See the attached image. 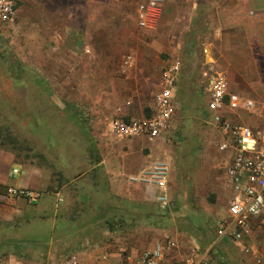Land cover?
<instances>
[{"label":"rangeland","instance_id":"rangeland-1","mask_svg":"<svg viewBox=\"0 0 264 264\" xmlns=\"http://www.w3.org/2000/svg\"><path fill=\"white\" fill-rule=\"evenodd\" d=\"M141 1L144 0H102L104 18L93 22L84 18L82 5L72 20L60 21L56 17L43 21L36 15L40 7L34 0H18L16 21L13 24L0 22V146L11 151L18 161L40 166L50 173L52 186L59 193L54 194L55 206L62 209L58 216L69 221L68 227L71 222L76 225L68 229L69 233L64 231L60 240H44L47 239L44 237L41 240H0V259L15 257L27 263H51L73 254L80 262L82 256L101 260V256L110 258V255L120 262L119 254L123 251H141L148 247L146 243L152 242L128 240L131 232L139 230L138 235L143 234L144 238L151 233L165 236L172 234V228L187 223L203 224L206 237L216 236L218 223L227 214L231 191L224 177L226 153L217 145L219 135L201 117V114H209L204 89L211 74L223 73L232 90L254 98L257 104L253 111L234 115L233 122L259 124L264 119V85L249 84L247 75L256 71L264 74V68H251L260 64L264 53H254L252 61V54H244L241 46L233 49L228 46L225 42L227 25L223 24L225 29L215 34L218 22L205 15V8L200 16L181 20L179 0L167 1L157 30H144L136 19V8ZM25 14H31L33 20L25 23ZM185 24L187 31L183 28ZM53 28H58L63 35L59 41L50 33ZM42 30L45 37L37 33ZM210 40L214 44L207 56L204 45ZM50 43L75 47L79 55L62 53V65L46 63L42 68L39 61L49 60L52 55L44 47ZM89 46L108 48L107 66L94 84L87 78L83 84H74L75 73L68 64L72 60L77 64L82 56H88L86 48ZM129 56L131 63L126 64ZM177 59L182 68L181 95L163 142L164 151L173 158L171 207L161 210L155 200L134 204L115 197L100 198L95 195L98 186L94 185L96 178L91 176V162L98 153L104 157L105 149L110 150L111 155L118 151L107 149L104 144L124 140L111 133V121L137 116L142 110L151 114L155 95L162 86L163 70ZM24 63L28 68H24ZM41 76L51 80L56 77L59 82L45 83ZM113 77L115 85L111 82ZM188 88L198 92H186ZM91 104L105 112L104 115L98 112L103 121L97 127L90 121ZM126 108H130L131 115L122 114ZM83 172H87V176L78 180ZM45 204L53 203L47 199ZM23 226L22 230L32 231V227L24 229ZM121 236L124 240H115ZM214 239L217 247L212 253L219 263L239 264L246 253L245 247L239 244L241 241ZM131 242L135 243L129 247ZM206 245L203 240L201 248L206 249Z\"/></svg>","mask_w":264,"mask_h":264},{"label":"crops","instance_id":"crops-1","mask_svg":"<svg viewBox=\"0 0 264 264\" xmlns=\"http://www.w3.org/2000/svg\"><path fill=\"white\" fill-rule=\"evenodd\" d=\"M179 1L181 5L178 8V14L180 15L181 20H191L194 16H200L199 13L205 8V15L209 16L211 20L215 19L214 22H218L219 26H216V29L214 30L215 34H220L222 29H225V27L222 26L223 24L227 25L226 29H228V32L225 33V42L228 46L232 47V49L241 46L244 54H252L250 58L252 61L255 59V55H253L254 53H264V0ZM34 4L39 5L40 11L37 12L36 15L43 21H48L53 18L56 19V17L57 20L60 21L61 19L72 20L75 18L77 12L79 11V6L81 5L84 18H87L88 21H100L104 18V16L101 15L104 7L102 0H34ZM23 18L25 23H29L28 20H33L34 17L31 16V14H25V17ZM103 21L106 20L104 19ZM187 27L188 25H183V28H185L186 31L189 29ZM58 28L60 29L59 26ZM58 28H53L50 31V33H53L52 35L54 37H52L56 41H59V39L63 36L59 32ZM37 33H40L42 37H45V30H42L41 32L38 31ZM212 42L211 40L209 42L206 41L205 45L208 46V50L206 52L207 56L208 54H211L214 44ZM44 47L49 49V52L52 55L49 57V60L47 58L39 61L40 65H42V68L47 66L46 63H50L51 65L54 63L56 65H62V57L60 55L62 53L73 52L77 56L79 55L77 48L72 46L70 47L69 45L58 43L52 45L50 43ZM107 49L108 48L105 46L94 49L89 46L86 48L88 56H82L81 60L77 62V64H74L75 60H72L70 63L68 62V68L71 67L75 73L72 78V82L74 84H83L84 79L87 78L90 84H94L96 82L95 78H98L100 71L105 70L107 66V58L109 57ZM260 59V64L251 68H264V58L260 57ZM23 65L25 69L29 66L27 63H24ZM36 65H38V61L36 62ZM56 67L57 66H54V68ZM181 72L176 91V102L178 104V98H180L179 95H181V89L179 86ZM247 78L249 84H256L258 86L264 85V74L261 75V73L259 74L258 71L248 74ZM41 79L45 83L56 82V84H58L59 82L56 80V77L51 80L41 76ZM111 82H114L115 85L114 77L112 78ZM160 83L162 84V76ZM188 89L190 90L186 92H198V90H194L193 88ZM200 89L203 90V88ZM204 90H207V87ZM89 102L92 103L91 101ZM95 107L96 105H90V109L92 110L90 115L93 114L90 121L94 122L95 126L97 127L98 124L103 121V118L100 114L104 115L105 112L103 108H98L97 110V107ZM122 114L131 115L132 111L130 108H126L122 111ZM148 115V113H145L142 110V112L137 115L138 117L133 114L131 116H124V118L127 120L142 119ZM201 117L204 121L205 116L201 114ZM260 124H264V119L263 121L260 120L259 124H253V126H264ZM168 133L169 132L165 133L162 137L153 142L148 141L145 137H140L130 140L113 141L108 145L104 144V146H108L107 149L113 148L117 149L118 151L114 155H111L110 150L105 149L104 157L98 153L96 158L92 160L91 163L93 164V172L91 173V176L96 178L94 185L98 186L96 188L97 190L95 191V195H98L103 199H106L107 197H115L119 200L121 199V202L126 201L134 204H143L144 201L147 202V200H155V193L151 187L130 182L128 175L136 173L143 165L147 164L154 158H166L170 162L172 168L173 158L169 153L164 151L165 147L163 144L165 141L164 136ZM96 134H99V132H96ZM124 147H126L127 150L122 151ZM225 153V158L228 161L232 154L231 152ZM14 169H18L19 172L14 174ZM86 174L87 172H83L80 176H78V180L83 179L85 176H87ZM8 186L32 189L38 192L40 197L42 196L41 201H38L39 203H27L24 199L12 197L6 192ZM54 194L59 193H57V190L52 186V177L47 170L37 165L25 164L18 161L11 151H8L6 148L0 146V240H41L42 237L47 238L44 240H60L64 235V231L69 233V228H71V230L74 229L76 226L74 222H71L68 227L67 225L69 224V221L66 218L63 219L62 217L58 216V213H60L62 209L60 210V208L55 206L57 198L54 196ZM170 196L171 199H173L171 192ZM54 198L56 199L55 201L53 200ZM47 199H50L53 204L47 206L45 204ZM120 216L122 217L123 215ZM22 225H25L23 228L32 227V231L22 230ZM183 225L184 226L182 227H175L171 230V235H173L175 239L180 240V247L167 255L165 264H180L183 258L186 256L189 247L191 245H198L202 247L203 240H206L207 242V247L205 250L210 257L212 264H220L218 258L212 253V250L214 251V249L217 247L214 244L213 239L215 238L214 240H216L217 237H206L205 233L203 232L205 231V226H203V224L187 223L186 226L185 224ZM90 227L93 228V226ZM13 228H15L14 231L11 230ZM138 232L139 230L134 231V233L131 232L127 238L128 240H151L152 242L146 243L148 247L144 248L143 250L151 248L155 244L153 240H161L164 237V233H151L144 238V235H138ZM60 235H62V237ZM66 237L69 239V234H67ZM122 238L123 236L118 238L116 237L115 240H124ZM96 240H99L98 236ZM134 243L135 242L129 243V247ZM239 244L245 247L246 252L244 257L239 260V264H264V223L259 221L256 222L252 233L244 237L241 242H239ZM112 256L110 255V258L108 256H101V260H95L92 257L85 258V256H82L81 264L121 263V261L119 262V259L115 258L116 260H113L111 258ZM35 264H49V262L47 263L40 261L36 262Z\"/></svg>","mask_w":264,"mask_h":264},{"label":"built area","instance_id":"built-area-1","mask_svg":"<svg viewBox=\"0 0 264 264\" xmlns=\"http://www.w3.org/2000/svg\"><path fill=\"white\" fill-rule=\"evenodd\" d=\"M168 0H144L136 8L138 26L147 31L159 27ZM18 0H0V22L13 24L17 19ZM208 46H204L205 53ZM129 56L125 63H131ZM181 72L179 59L169 63L162 73V86L155 95V107L142 119L116 118L111 121L110 131L119 139L140 137L153 142L169 132L177 110L176 91ZM207 107L204 122L219 135L218 148L231 152L225 166V182L231 193L227 216L216 228L217 241L228 239L241 241L250 235L256 222L264 223V126L254 127L233 122L232 117L242 110L253 111L256 101L231 89L223 73L210 75L207 86ZM171 164L166 158H154L136 173L128 175L130 182L151 187L161 210L172 205L170 196ZM14 174L19 172L14 169ZM8 195L29 203L39 201L40 194L25 187L8 186ZM216 242L214 241V244ZM180 247V240L166 234L151 248L140 252L123 251L119 254L121 264H165L172 251ZM0 264H35L10 257L0 259ZM49 264H81L77 255H68ZM180 264H212L206 250L191 245Z\"/></svg>","mask_w":264,"mask_h":264}]
</instances>
